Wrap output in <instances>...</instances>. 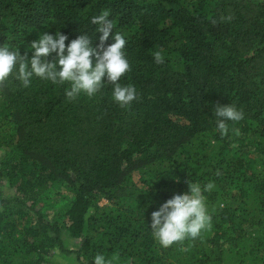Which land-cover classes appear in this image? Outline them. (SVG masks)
I'll return each mask as SVG.
<instances>
[{"label":"trees","instance_id":"obj_1","mask_svg":"<svg viewBox=\"0 0 264 264\" xmlns=\"http://www.w3.org/2000/svg\"><path fill=\"white\" fill-rule=\"evenodd\" d=\"M104 9L127 38L128 107L110 83L71 100L68 84L0 83V264H264V0H0V44L11 32L30 58L59 30L96 46ZM217 104L244 113L226 136ZM186 181L214 183L210 227L163 248L151 212Z\"/></svg>","mask_w":264,"mask_h":264},{"label":"clouds","instance_id":"obj_2","mask_svg":"<svg viewBox=\"0 0 264 264\" xmlns=\"http://www.w3.org/2000/svg\"><path fill=\"white\" fill-rule=\"evenodd\" d=\"M109 17L110 10L104 9L91 18L101 33L96 46L86 34L69 40L68 35L59 30L55 34L45 32L29 45L30 58L27 53L21 55L17 50L18 44L9 42L17 39L10 32L8 41L0 44V83L14 77L27 88L35 77L55 85L68 84L65 95L70 100L81 94L93 97L105 84L110 83L113 101L121 107H128L137 98V90L132 84L120 83L121 78L130 71L126 55L127 38L117 28L116 21ZM110 34L113 42L109 44ZM51 54H55V57L50 61L48 57ZM154 60L157 64L164 62L161 52L154 53ZM214 116L217 131L221 136H226L229 133L228 122L242 120L244 113L234 104H217ZM186 183L188 192L174 193L151 212V235L163 248L196 239L210 227L211 217L204 194L214 188V183ZM56 252L59 253V249ZM91 259L94 264H121L118 252L110 255L99 252Z\"/></svg>","mask_w":264,"mask_h":264},{"label":"rangeland","instance_id":"obj_3","mask_svg":"<svg viewBox=\"0 0 264 264\" xmlns=\"http://www.w3.org/2000/svg\"><path fill=\"white\" fill-rule=\"evenodd\" d=\"M6 186H7L6 182H1L0 187H1V189L4 191V193H10V192L6 189ZM101 203L103 204V203H105V202L102 201Z\"/></svg>","mask_w":264,"mask_h":264}]
</instances>
